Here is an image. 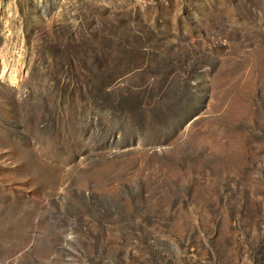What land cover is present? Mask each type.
I'll use <instances>...</instances> for the list:
<instances>
[{"label": "rangeland", "instance_id": "1", "mask_svg": "<svg viewBox=\"0 0 264 264\" xmlns=\"http://www.w3.org/2000/svg\"><path fill=\"white\" fill-rule=\"evenodd\" d=\"M0 264H264V0H0Z\"/></svg>", "mask_w": 264, "mask_h": 264}, {"label": "bare ground", "instance_id": "2", "mask_svg": "<svg viewBox=\"0 0 264 264\" xmlns=\"http://www.w3.org/2000/svg\"><path fill=\"white\" fill-rule=\"evenodd\" d=\"M11 75L9 76L10 79L14 80V81H18L19 79V71L18 70H14L12 73H10Z\"/></svg>", "mask_w": 264, "mask_h": 264}]
</instances>
